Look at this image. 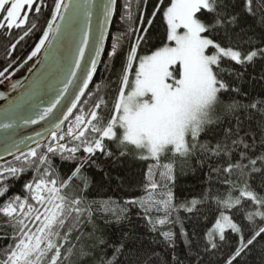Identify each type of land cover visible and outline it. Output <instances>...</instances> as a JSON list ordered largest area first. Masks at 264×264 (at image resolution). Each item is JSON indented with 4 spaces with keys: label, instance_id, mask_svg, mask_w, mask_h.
Returning <instances> with one entry per match:
<instances>
[{
    "label": "trees",
    "instance_id": "obj_1",
    "mask_svg": "<svg viewBox=\"0 0 264 264\" xmlns=\"http://www.w3.org/2000/svg\"><path fill=\"white\" fill-rule=\"evenodd\" d=\"M170 1L116 0L104 54L77 112L85 113L89 106L103 99L104 106L99 114L107 122L120 90L126 57L135 47L136 40L143 35L130 79L135 76L141 57L168 43L164 9ZM56 2L38 0L29 17V23L36 27L30 29V35L20 43L17 44V40L24 29H14L11 33L0 30V83L20 67L37 46L48 30ZM218 5L224 27L205 33V37L224 48L239 51L242 58L252 51L264 49V0H253L251 11L246 7V0H218ZM37 6L41 9L38 14L34 11ZM198 18L208 25L217 20L215 14L206 12L198 14ZM233 18L234 22L228 24ZM117 37L120 38L119 49L112 56ZM214 71L227 91L219 94L209 123L198 140L193 142L189 138V143L195 144L190 153L161 158L160 164H170L173 170L171 179H161L165 170L163 167L154 168L152 180L159 185L155 192L146 189L151 187L148 170L156 162L138 159V153L132 148L124 149L126 154H122L121 145L116 141H105L106 152H97L92 157L82 150L73 159L66 158L69 153L47 152L48 163L41 165L28 157L27 152L18 156L19 160L15 157L0 163V171L10 167L22 169L15 176L0 178L3 187L7 188L5 196L0 197V205L16 197L29 199L26 186L40 178L56 179L58 186L68 184L63 193L69 200L81 199L80 207L88 208L91 216L79 217L78 230L71 229L72 235L68 237L71 243L65 245L62 255L67 256L68 248H72V255L62 264H227L239 247L241 234L247 243L260 228H264V221L257 218L251 223L246 219L247 213L262 210L252 202L244 201L233 209H224L217 203L229 195L237 197L245 182L249 190L264 197V162L259 160L264 156V54L241 64L223 59L219 69L214 68ZM254 104L255 108L252 107ZM74 116L56 133L58 136L71 127ZM241 139L249 145L248 148L234 144ZM66 140L69 147L76 146ZM53 142L49 138L32 149L37 151V158L44 156V151ZM217 146L218 155L215 154ZM242 155L247 159L241 160ZM250 159L257 160L255 167L260 171L253 172L249 165L244 169L248 175L236 169L232 173L225 172L229 166L247 164ZM25 160L31 162L22 163ZM44 169L51 171V177L44 176ZM169 194L171 201L166 212L163 201ZM148 199L159 204L129 203ZM193 201L200 202L196 210L186 211ZM29 203L34 202L29 199ZM221 214L230 216L241 228V233L227 230L225 240L219 241L217 237V247L211 249L206 234ZM161 219L167 223L158 224ZM73 222L70 220L66 228H70ZM166 232L173 235L171 241L165 239ZM16 234L7 218L0 216V259L15 243L13 236ZM63 235L65 231L62 230ZM233 264H264V235L257 237Z\"/></svg>",
    "mask_w": 264,
    "mask_h": 264
},
{
    "label": "snow or ice",
    "instance_id": "obj_2",
    "mask_svg": "<svg viewBox=\"0 0 264 264\" xmlns=\"http://www.w3.org/2000/svg\"><path fill=\"white\" fill-rule=\"evenodd\" d=\"M71 3L72 0H67V2L57 0L48 30L29 59L40 53L49 41L50 34L55 35L60 30L56 21L57 19L65 20L62 13L68 12V4ZM114 3L115 0H109L108 4L103 7L105 24L112 14ZM252 3L253 0H246V7L249 11L252 10ZM37 4L38 0H0V30H7L11 33L14 29H24L23 35L17 40V44L20 43L30 35V29L36 27L35 24L29 23V17L33 13V6ZM218 7V0H172L171 6L164 12V17L168 26L167 40L174 46H165L154 54L139 59L134 79L130 84L133 65L137 63V49L143 39L141 35L126 57L120 90L107 122L104 116L99 114L104 106V100L100 99L87 115L82 114L75 118L74 127L68 130L67 136H58L55 132L51 134V139L56 142V146L50 144L48 152L69 153L70 155L66 158L73 159L82 150L92 157L97 152H106L105 141H116L121 145L122 154H126L124 149L132 148L138 153V159L156 162L148 170L151 187L146 189L147 191L155 192L159 187L152 180L155 174L154 168L163 167L165 171L161 173V179H171L172 166L170 164L161 165V158L170 154L186 156L190 153L195 144H190L189 138L193 142L198 140L204 126L209 123V111L218 102L219 94L227 91L226 85L218 79L214 68L219 69L223 59L241 64L252 62L255 57L264 54V49L259 52L252 51L242 59L239 51L230 47L224 48L213 39L204 36L205 33L215 28L224 27L220 22ZM34 11L38 14L41 9L37 6ZM202 12L215 14L216 22L211 25L202 22L198 18V14ZM86 15L90 19V13ZM76 21L77 17L73 15L68 23L75 26ZM233 22L234 18L228 21V24ZM99 39L102 45L103 34ZM119 39L117 37V43L113 44L112 56L117 54ZM87 46L88 36L85 33L77 51V61L74 65L76 70L81 67L80 60H83ZM96 55L99 56V50ZM95 69L96 61L93 60L91 71L83 75L82 87L76 97L77 101L84 95V89H87L88 82L92 80ZM72 77L75 78V71L72 72ZM62 91L67 92V88ZM62 99V96L55 99L49 107L43 109L37 118L32 119L31 123L38 124L46 119ZM252 107L255 108L256 105ZM74 108H76V103L71 105L67 115L63 116V120H67L72 115ZM2 127L8 128L11 125L4 124ZM55 127L58 129L60 124L57 123ZM65 139H69L76 146L69 147L61 144L60 141ZM234 144H240L244 148L249 147L242 139L235 141ZM215 154H220L219 146ZM27 156L37 160L41 165L48 163L46 156L37 158L36 150L28 152ZM17 159L21 158L17 157ZM244 159L247 157L242 155L241 160ZM259 160L264 162V156L259 157ZM30 162L22 161V163ZM256 164V159H250L247 164L237 163L229 166L225 172L232 173L236 169L248 175L244 169L249 165L252 166L253 172L260 171L255 167ZM19 171L22 169L7 168L0 171V178L15 176ZM51 175V171L44 169V176L51 177ZM26 187L30 193L29 199L34 203H29V199L21 200L20 197H16L13 201L0 205V216L7 218L10 226L16 229L17 233L13 236L15 243L10 246L6 256L0 259V264H62L63 260L72 255V248L67 249V256L62 255V249L66 244L71 243L68 239L72 235L71 229L78 230V218L85 214L91 216V212L88 208L80 207L81 199L69 200L63 193L68 184L58 186L56 179L40 178ZM6 192L7 188L3 187L0 182V197H4ZM170 201L169 194L168 199L163 201V208L166 212L170 207ZM244 201H250L258 209H262L247 213L246 219L251 223H254L257 218L264 221V197L249 190L247 182L242 189H239L237 197L229 195L225 200L222 202L218 200L217 203L224 209H233L239 207ZM129 203H140L142 206L148 203L159 204L151 199L129 201ZM199 203V201H193L186 211H195ZM159 210L157 207V211ZM70 220L74 222L70 228H66ZM157 223L164 225L167 221L161 219ZM62 230L65 231L63 236H61ZM227 230L237 234L241 233V228L232 221L230 216L221 214L213 228L206 234L207 243L211 249L217 247L215 243L217 237L219 241L225 240ZM261 235H264V228H260L253 239L245 243L241 234L239 247L227 264H233V261L240 257ZM164 237L169 241L173 239V235L167 232L164 233ZM57 241L62 242L57 243Z\"/></svg>",
    "mask_w": 264,
    "mask_h": 264
},
{
    "label": "water",
    "instance_id": "obj_3",
    "mask_svg": "<svg viewBox=\"0 0 264 264\" xmlns=\"http://www.w3.org/2000/svg\"><path fill=\"white\" fill-rule=\"evenodd\" d=\"M108 2L109 0H72L68 4V12L62 13L65 20L56 21L60 30L55 35L50 34L49 41L37 56L29 59L30 54L20 67L0 83V163L44 144L53 132L58 133L71 119L91 82H88L84 95L77 101L83 75L91 71L93 60L96 61L97 69L103 52L115 6L114 3L112 14L105 24L103 7ZM89 13L90 19L86 15ZM73 15L77 17L75 26L68 23ZM85 33L88 36V46L84 50L83 60H80L81 67L76 70L74 65L77 51ZM101 34L104 37L102 45L99 39ZM97 50L99 56L96 55ZM73 71L75 78L72 77ZM64 88H67V92L62 91ZM61 96L63 99L51 115L38 124L31 123L43 109ZM73 103H76V108L72 109V115L63 120ZM57 123L60 124L58 129L55 127ZM4 124L11 127L3 128Z\"/></svg>",
    "mask_w": 264,
    "mask_h": 264
},
{
    "label": "rangeland",
    "instance_id": "obj_4",
    "mask_svg": "<svg viewBox=\"0 0 264 264\" xmlns=\"http://www.w3.org/2000/svg\"><path fill=\"white\" fill-rule=\"evenodd\" d=\"M171 2H172V0L170 1V4L164 9V12L166 11V9L169 7V6H171ZM164 20H165V24H166V27H167V34H168V26H167V22H166V19H165V17H164ZM52 21V20H51ZM181 32H183V30H181ZM106 43V42H105ZM165 46H174V44H171L170 42H168ZM164 46V47H165ZM104 48H105V45H104ZM104 48H103V52H104ZM163 48V47H162ZM162 48H160V49H162ZM160 49H158V50H160ZM157 50H155L154 52H152V53H150V54H148V55H145V56H149V55H152V54H154L155 52H156ZM102 52V54H101V57H100V61H101V58H102V56H103V53ZM145 56H143V57H145ZM143 57H141V58H143ZM140 58V59H141ZM243 59V58H242ZM100 61H99V64H100ZM99 64H98V66H99ZM98 66H97V69H98ZM138 67V66H137ZM177 67H179V66H177ZM97 69H96V71H97ZM96 71H95V73H96ZM95 73H94V75H95ZM174 74H176L175 72H174ZM94 75H93V77H92V80H91V82H90V85H91V83H92V81H93V78H94ZM133 79H134V77L133 78H131L130 79V84H131V82L133 81ZM90 85H89V87H90ZM88 91V90H87ZM87 93V92H86ZM86 95V94H85ZM85 95H84V97H85ZM84 97H83V99H84ZM83 99L80 101V103H79V105H78V107L80 106V104H81V102L83 101ZM96 103H97V101L95 102V104L91 107V106H89V110L87 111V112H85V113H79V111L77 112V110H78V107H77V109H76V111H75V113L73 114V116L76 114V112L78 113V114H76V116H74V119H73V124L71 125V127L70 128H73L74 127V124H75V118L77 117V116H79V115H87L89 112H90V110L92 109V108H94L95 107V105H96ZM211 112H212V109L209 111V116L211 115ZM72 116V117H73ZM71 117V118H72ZM70 128H68L67 129V131H63L62 132V134H60V135H65V136H67V132H68V130L70 129ZM66 139L65 140H63V141H60V143L61 144H66ZM51 146H56V142L54 141L52 144H51ZM48 152V150H46V151H44V156L46 155V153Z\"/></svg>",
    "mask_w": 264,
    "mask_h": 264
}]
</instances>
